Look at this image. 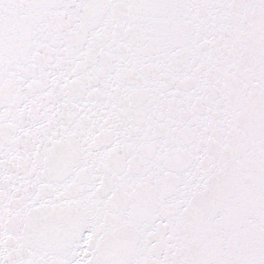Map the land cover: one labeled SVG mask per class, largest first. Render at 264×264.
I'll return each mask as SVG.
<instances>
[{
	"label": "snow or ice",
	"instance_id": "1",
	"mask_svg": "<svg viewBox=\"0 0 264 264\" xmlns=\"http://www.w3.org/2000/svg\"><path fill=\"white\" fill-rule=\"evenodd\" d=\"M0 264H264V0H0Z\"/></svg>",
	"mask_w": 264,
	"mask_h": 264
}]
</instances>
